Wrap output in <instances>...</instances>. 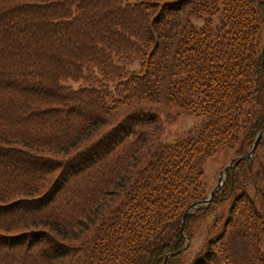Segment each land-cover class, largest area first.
Instances as JSON below:
<instances>
[{
    "label": "trees",
    "instance_id": "16d2710c",
    "mask_svg": "<svg viewBox=\"0 0 264 264\" xmlns=\"http://www.w3.org/2000/svg\"><path fill=\"white\" fill-rule=\"evenodd\" d=\"M263 44L264 0H0V264H264Z\"/></svg>",
    "mask_w": 264,
    "mask_h": 264
},
{
    "label": "rangeland",
    "instance_id": "374dc122",
    "mask_svg": "<svg viewBox=\"0 0 264 264\" xmlns=\"http://www.w3.org/2000/svg\"><path fill=\"white\" fill-rule=\"evenodd\" d=\"M193 21L198 26H201L203 24L202 21H198V20H193ZM218 22L219 19H214V24ZM150 108L151 110L158 111L161 117L164 119V130L163 133L161 134L162 143H174L184 132L196 126L202 120L201 116L183 114L180 113L176 108H167V107H150ZM235 152L236 149L225 147L220 149L216 154H214L213 156H211L206 160L204 164V182H205L206 199H208L210 191L214 189L218 184L219 172L222 169H224L227 165H231V161L235 157ZM251 156H244V158ZM249 191L251 195H253L254 193L253 189H249ZM232 197L233 196L228 198L222 205L224 206V208H219V210L224 209L225 211L226 208L229 206ZM209 203H202L201 205L204 204L207 205ZM189 211L190 210L186 209L184 212V216ZM213 220H214V216L213 215L209 216L207 220L201 223L199 227L196 229L195 234H193L192 239L189 241L190 246L188 249V255L191 254V252L195 253V251L199 248V246L205 241V232H206L205 228L207 227L208 224H211ZM235 249L240 256H244L245 253L247 252L246 245L241 242L235 246Z\"/></svg>",
    "mask_w": 264,
    "mask_h": 264
},
{
    "label": "water",
    "instance_id": "95a60500",
    "mask_svg": "<svg viewBox=\"0 0 264 264\" xmlns=\"http://www.w3.org/2000/svg\"><path fill=\"white\" fill-rule=\"evenodd\" d=\"M263 62H264V44H263ZM264 135V130H262L261 132L258 133L257 137L255 138V141L253 143V146H252V149L246 154V155H243L241 156L236 162L235 164L240 161L242 158H244V156H251L253 154V152L255 151L256 147L258 146V143L260 141V139L262 138V136ZM233 165H231L232 167ZM230 167V165L226 166L224 169H222L220 172H219V177H218V184L216 185V187L209 193V197L208 199L205 201L206 203H209L211 201V198L214 194V192L220 188V186L222 185L223 183V178H222V175L223 173L226 172V170ZM203 202H197L195 204H193L192 206H190L187 210H190L191 208L193 207H196L198 205H201Z\"/></svg>",
    "mask_w": 264,
    "mask_h": 264
}]
</instances>
